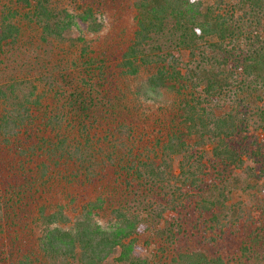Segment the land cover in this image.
Masks as SVG:
<instances>
[{"label": "trees", "instance_id": "trees-1", "mask_svg": "<svg viewBox=\"0 0 264 264\" xmlns=\"http://www.w3.org/2000/svg\"><path fill=\"white\" fill-rule=\"evenodd\" d=\"M63 3L0 0V264H149L152 228L202 239L171 264H264V0ZM125 12L130 33L100 44ZM73 29L74 55L47 48ZM145 69L170 103L126 90ZM236 170L252 209L231 202Z\"/></svg>", "mask_w": 264, "mask_h": 264}, {"label": "rangeland", "instance_id": "rangeland-1", "mask_svg": "<svg viewBox=\"0 0 264 264\" xmlns=\"http://www.w3.org/2000/svg\"><path fill=\"white\" fill-rule=\"evenodd\" d=\"M76 0H64V3L60 6L61 7H66L68 8V10H75V4ZM117 17L118 15H120L119 13L116 14ZM123 15V17H118V18H114L115 14H111V13H107L105 15L106 17V24H105V28L103 30V32L100 35V38L103 39L102 43H106L105 41L109 40V42H112L111 39H113L115 37H117L119 35L122 36L124 35H128L130 33V29H131V24H132V17L130 15V13H124L121 14ZM102 19H104L103 17H101ZM122 18V19H121ZM79 36H81V32L78 31L77 29H73L71 32L67 33L65 36L64 41L58 42V43H53L51 44V46L47 45V48H50V50L52 51V53H55V51H59V56H62L63 52L62 51H67L66 53L70 54L68 51L75 52V44H78L77 39L79 38ZM119 37H117V40L119 39ZM99 44V43H98ZM70 55H74V54H70ZM64 56V54H63ZM69 57V56H67ZM150 71L149 69H145L142 71V73L140 74V76H138L137 78H132L130 80L127 81V87L126 90H130V91H136L138 90V92H140L139 98L140 101L145 102V104H148L147 106L150 107H155L156 105H160L162 103H170L172 101V96L170 95H156L154 93L148 92L146 89V80L147 77L149 75ZM131 95V93H130ZM224 107H219L217 109L218 113H222ZM226 109V108H225ZM257 135L260 136V139L264 140V134L256 132V129L253 131H251V135ZM256 137V136H255ZM179 162V159L176 158V160L174 161V164L177 165ZM235 174L237 175L236 177L238 179H233L230 180L227 184L228 186V190L230 191V194L232 196L231 198V202L235 203L238 201H243L244 202V206L246 207V209H252L253 206V197L252 194L254 193L253 190H251V188L248 187V184L246 183V179L244 178V175L242 174V172L240 170H236ZM114 192L117 196H120L122 198V200L125 202L126 201H132L131 198H129L128 200H126L124 198V196H122V191L120 189L114 188ZM128 193V192H125ZM260 195V193H259ZM128 203V202H127ZM132 204L134 203L133 201L131 202ZM147 203H141L140 204V209L142 210V215L144 217H147V220L149 222L150 225H157V228L159 229L160 227H164L165 225V219L161 220L159 223L153 219L154 216H152L151 214H147L148 210H147ZM110 210H106L105 216L103 215L102 218H100V221L106 225V223L108 222L109 218H110ZM150 218H148V216ZM165 218L167 220L172 219L173 217V213H166L165 214ZM174 220V219H173ZM155 230L156 228H152L151 231H148L147 234L143 235L142 237H140L139 239V243L140 245L143 246L144 251H143V258L146 259L148 261L149 264H171V261L174 257H176V254L178 251L182 250V249H186L187 247L190 246H196L197 243L199 242L200 236L199 234L194 230L196 236H190V238H185L182 239L181 241H179L177 244H162L160 243L159 240V236L155 235ZM191 231V229H190ZM159 235V233H158ZM188 235V234H187ZM202 242V241H201ZM159 246L164 248V250H160ZM220 245H216L215 247H211L209 246V248L214 251L217 250V248ZM119 255V252H116L115 254H113L110 259L106 262V264H120L119 262L116 261L117 256ZM46 264H60L59 261H54V260H47ZM73 264H78L77 262H73Z\"/></svg>", "mask_w": 264, "mask_h": 264}]
</instances>
